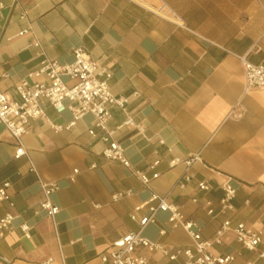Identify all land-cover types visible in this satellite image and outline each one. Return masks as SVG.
<instances>
[{
    "label": "crops",
    "instance_id": "0c3cea01",
    "mask_svg": "<svg viewBox=\"0 0 264 264\" xmlns=\"http://www.w3.org/2000/svg\"><path fill=\"white\" fill-rule=\"evenodd\" d=\"M23 29L28 31L17 35ZM33 39L40 49L27 46ZM75 47L109 68L111 93L127 98L124 110L110 108L108 122L113 129L127 116L132 119L134 125L115 132L126 157L148 174V164L159 158V176L145 187L130 169L103 158L101 132L87 131L93 127L90 114L54 132L48 121L67 123L71 114L56 113L44 101L43 116L31 121L23 142L40 176L59 185L51 194L59 206L55 230L50 218L35 213L42 198L37 175L26 155H15L13 138L0 122V179L11 183L9 199L0 201V217L14 216L12 229L0 236V264H103L100 254L138 229L129 214L151 192L166 195L205 238L224 218L254 224L263 234L257 250L242 248L230 231L211 251L232 254L229 264H264L258 256L264 251V87L243 93L236 56L264 60V0H0V89L10 97L17 98L15 84L42 58L69 63ZM196 153L192 180L179 190L175 183L183 167H169L168 161ZM199 180L208 191L196 188ZM225 181L235 188L234 208L209 217L203 202L209 198L217 206ZM124 189L132 194L111 200ZM146 212V207L137 211V219ZM167 217L158 211L141 235L170 249L191 245ZM22 222L30 226L29 237L18 227ZM136 253L145 257L144 264L184 261L142 247Z\"/></svg>",
    "mask_w": 264,
    "mask_h": 264
},
{
    "label": "built area",
    "instance_id": "2783aa9c",
    "mask_svg": "<svg viewBox=\"0 0 264 264\" xmlns=\"http://www.w3.org/2000/svg\"><path fill=\"white\" fill-rule=\"evenodd\" d=\"M168 11V9H164L162 12L169 18L178 21V16L173 11ZM20 18H25L24 12ZM27 31V29H23L17 35H22ZM27 46L40 49L37 39H33ZM72 54L73 60L69 63H60L47 57L42 58L35 69L29 71L15 84L14 92L17 98L10 97L8 93L0 89V122L13 138L15 155L28 157L30 169L36 173L41 189L42 198L38 202L35 213H43L50 218L55 230V216L59 211V206L52 201L51 194L59 189V185L56 181H46L40 176L29 158L23 142L24 135L31 128V121L43 116L42 103L44 101L48 102L56 113L67 110L71 114V120L67 123L58 124L48 121L54 132L70 129L77 120L85 114H90L93 117V127L87 131L90 135H94L96 129L101 132L100 140L103 146L100 153L103 158L116 161L130 169L145 187H149L151 180L159 176V172L156 170V166L160 163L159 158L153 159L148 164L147 168L150 174L145 170L134 168L124 153L123 145L115 138L117 129L126 125H134L130 117L127 116L116 128L112 129L108 126L111 119L110 108L116 106L124 110L127 102L126 97L114 96L111 93L109 79L112 73L109 68L92 60L82 47L73 48ZM236 56L243 70V93L253 88L264 87V60L255 63L250 61L246 54H236ZM159 142L163 143V140ZM167 151L171 152V148L167 147ZM198 159L199 154L196 153L183 158L173 156L168 161L169 167L177 164H181L183 167L182 173L175 183L179 190H183L191 182L193 175L190 169ZM93 166L94 164H91V167ZM73 172H77V169H74ZM70 180H73L72 176ZM10 186L9 180L0 179V201L9 199L8 188ZM196 188L208 191L209 185L205 181L199 180L196 182ZM221 191L217 206L209 198L203 202L205 212L209 217H216L218 214L234 208V186L229 181H225L221 184ZM131 194V189L119 190L111 195V200L117 201ZM190 200L194 203L198 201L196 197H192ZM94 206H98V204H94ZM145 207L147 212L137 219L136 212ZM158 211L168 212L167 222L170 227H181L190 237L191 245L170 249L162 243L149 240L141 235V231L146 225L155 222ZM129 217L138 222V229L127 232L114 240L100 254L103 264H144L145 257L136 253V249L139 247L149 252H160L170 260H175L181 255L184 259L183 264H229L233 260L232 254H216L211 251V247L214 244H220L227 232H233L236 241L247 251L257 250L263 238L261 229L254 224L245 222L234 224L228 218H224L220 222L212 236L205 238L201 235L198 224L185 219L180 208L170 202L166 195L155 192H151L147 200L134 206ZM13 218L14 216L10 213L0 217V236L12 229ZM18 227L25 237H29L30 226L27 223L22 222ZM159 233L164 234L165 229H161ZM59 251L63 257L61 246ZM258 256L264 260V251L259 250ZM42 264H50V260H45ZM246 264L251 263L247 262Z\"/></svg>",
    "mask_w": 264,
    "mask_h": 264
}]
</instances>
